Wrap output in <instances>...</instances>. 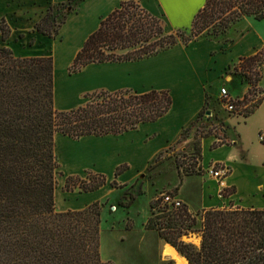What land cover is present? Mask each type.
I'll list each match as a JSON object with an SVG mask.
<instances>
[{
  "label": "trees",
  "instance_id": "trees-1",
  "mask_svg": "<svg viewBox=\"0 0 264 264\" xmlns=\"http://www.w3.org/2000/svg\"><path fill=\"white\" fill-rule=\"evenodd\" d=\"M81 1L51 4L35 21L34 29L55 37L66 14ZM66 4V12L57 19L60 14H54L55 7ZM249 16L264 19V0H205L187 30L166 32L162 20L145 10L137 0L122 1L87 37L68 72L75 73L93 62L142 59L178 42L188 44L202 36L216 38ZM6 24L2 16L0 264H114L103 260L100 254L103 205L100 201L78 210L56 209V174L60 165L55 153V134L60 132L79 139L85 135H118L136 129L140 123L155 121L170 109V91L95 90L85 94L88 100L84 104L57 110L53 56H16L5 44L10 34ZM120 49L126 51L118 53ZM263 64L264 44L255 53L239 57L233 65L234 72L251 85L243 100L236 97L234 113L249 117L262 103L264 96L254 100L255 92L250 97L249 93L261 79ZM205 111L204 106L197 119ZM211 134L208 129L200 136ZM216 146L212 144V148ZM195 156L200 158L197 145L194 155L176 160L179 184L168 190L172 195H177L184 176L200 174L201 166H196ZM127 168V164L116 167L112 187L126 186L116 178ZM106 182L105 174L89 170L85 177L67 176L64 189L79 188L87 192ZM143 193L141 187L136 194L128 193V201L120 205L129 208ZM222 194H229L227 188ZM150 209L152 216L145 228L157 230L159 237L173 245L190 264H264V207L210 208L192 213L185 204L175 208L161 205V198L157 196L150 201ZM188 231L200 234L199 244L182 239Z\"/></svg>",
  "mask_w": 264,
  "mask_h": 264
},
{
  "label": "crops",
  "instance_id": "crops-1",
  "mask_svg": "<svg viewBox=\"0 0 264 264\" xmlns=\"http://www.w3.org/2000/svg\"><path fill=\"white\" fill-rule=\"evenodd\" d=\"M67 1L36 0V4L31 7L35 10L31 17H24L21 12L13 22H11L8 12L5 15L10 17L8 22L11 24L7 23L10 34L5 44L12 49L16 56H53L54 104L57 110H68L81 105V102L86 98V93L101 89L111 92L121 89H132L138 92L167 89L172 97V105L157 120L140 123L136 129L118 135H85L79 139H73L57 132L55 134V153L60 170L65 177L70 175L85 177L89 170L108 176H106V184L93 191L84 192L75 190L76 188L64 191L62 188L56 189L55 199L58 209L60 211L78 210L108 197L112 190L118 189L112 187L111 182L115 179L116 167L121 164L128 165V168L116 178L121 184L127 185L135 182L143 171L153 166V170L159 176L161 163L157 158L162 150L174 142H177L178 145L190 144L193 146L194 152L196 145L200 148V158H197L196 164V166H201L200 174L184 176L176 195L183 204L187 205L190 212L195 213L210 208H225L231 201L236 207L240 203L241 205L238 206L241 207L263 208L264 205H244L237 198L238 187L230 179L233 169L230 161L226 159V155L212 159L208 166L204 163L205 145L213 151L223 147L229 148L230 145L220 144L212 148L216 139L213 134L206 137L199 135V138H196L191 132L186 138H181L182 133L188 127H195L199 112L208 104V95L212 98L214 93L211 92L224 79L222 76L224 69L235 59L251 55L256 33L250 32L230 46H226L219 39L202 36L188 44L178 42L170 48L142 59L93 62L83 66L75 73H69V65L87 37L99 27L101 19L126 0H82L75 9L66 14L64 23L55 37H49L34 29V23L39 19V15L44 14L51 4L66 3ZM137 1L145 10L161 20H163L162 14L166 15L168 19L170 18L176 28L169 32L184 27L180 24L183 16L181 15L177 19L178 21L174 22L164 0ZM195 8L190 14V22L187 27H190L191 20L200 7ZM5 16L3 15L4 18ZM162 22L164 24L165 21ZM16 38H19L21 42H17ZM27 39L29 41L33 39L34 42L32 45L28 42V46L25 47L24 42ZM243 40L244 45L241 46ZM12 42H15V45ZM62 54L66 57V62L62 66L63 69L57 67L58 59ZM232 81L237 80L234 78ZM245 91L246 85L244 84L242 92L238 94L242 97ZM203 117L204 115L200 118L207 126H210L211 121L214 120L231 121L220 112L211 113L210 117ZM250 117L244 118L247 120ZM236 120L238 121V117ZM219 130L221 135L223 130L221 128ZM213 164L224 165L227 169L226 174L217 178L209 173L208 169ZM228 167L231 169L230 172ZM200 176L203 179L204 187L199 186L189 190L188 178H200ZM178 184L179 181L167 188L172 189ZM224 188H227V191L229 188L232 190L228 192L229 194L223 195L222 190ZM193 191L202 199L200 206H192L190 196ZM62 199L65 200L62 201Z\"/></svg>",
  "mask_w": 264,
  "mask_h": 264
},
{
  "label": "rangeland",
  "instance_id": "rangeland-1",
  "mask_svg": "<svg viewBox=\"0 0 264 264\" xmlns=\"http://www.w3.org/2000/svg\"><path fill=\"white\" fill-rule=\"evenodd\" d=\"M164 1L174 22H177V19L180 18L181 15L183 16L180 24L184 27L180 29L187 30L189 28L187 25L190 22L189 19L192 10L195 7H201L205 0ZM196 1H198L197 4ZM35 4L36 0H0V20L3 15L5 16L8 13L11 18L5 16V22L9 24L8 18L13 22L14 19L18 18L21 12L24 17H31L35 12L31 7ZM72 4L73 3H71V6H73ZM66 10L67 4L65 7H55L54 14H60L57 19L61 18ZM162 19L165 21L166 32L175 30L176 27L170 18L168 19L166 15L162 14ZM6 25L8 26V24ZM250 32L256 33L253 39L255 40L253 44L254 49L250 53L252 54L264 43V19L255 20L251 16L243 17L234 23L225 33L216 37V39L224 42L226 46H230ZM16 41L19 43L21 42L19 38H16ZM28 42L32 45L34 41L33 39L30 41L28 39L25 40V47L28 46ZM3 44L4 42L0 34V45ZM12 44L15 45V42H12ZM240 45H244V40L241 41ZM125 51L126 49L117 50L118 53H124ZM237 60L238 59H235L224 69L222 75L224 79L221 80L218 86H215L216 89L211 92L214 93L212 98L208 95L206 113L203 114V118H206L210 117L211 113L216 114L220 112L227 116L232 122L214 120L211 121L212 124L210 126H207L202 118H200L195 122V127H188L182 133L181 138H186L191 132H193L196 138H199L201 133L211 129L212 134L216 136L213 142L214 145L228 144L230 146L229 148L223 147L213 151L208 149L205 145L203 153L204 163L208 166L212 159L226 155V159L230 161L233 169L230 179L238 187L237 198L244 205L254 204L255 206H262L264 205V144L260 137L264 136V103H261L256 111L250 115L251 117L246 120L243 114L226 111L222 105V98L220 96V89L222 87L228 89L231 95H239L242 92L244 84L246 85L245 93H247L251 87L240 74L234 72L233 65ZM65 62L66 57L62 54L58 59L57 67L61 68ZM260 72L261 79L257 83L256 88L249 93L250 97L255 92V100L264 96V64ZM234 78H236L237 81H232ZM236 97L241 96L239 95ZM87 100L88 99L85 98L81 104H84ZM207 111L210 113L208 114ZM236 117H238V121ZM220 128L223 130L221 135L219 134ZM181 138L180 140H182ZM189 155H194L193 146L190 144L182 143L178 145L177 142L169 144L162 150V153H160L157 158V160L159 159V163H161L159 165L161 169V174L159 176L153 170V166L143 171L135 182L127 184L117 190H112L108 197L100 201L103 204L101 207L100 224V254L103 260L111 261L114 264H177L175 259L162 254V246H164L166 242L159 237L157 230L146 229L145 223L148 218L152 216V211L150 209L151 198L154 199L159 196L161 192L170 190V188L167 187L179 181L176 160L179 159L181 161ZM197 157L198 156H195V159ZM228 169L230 172V167H228ZM57 171L56 189L62 188L64 191L66 177L59 173L61 172L60 167ZM188 179L189 190L194 189V187H204L201 176L200 178L190 177ZM140 187L144 190V193L137 196L129 208L120 205L128 201V193L136 194ZM75 190L80 189L76 188ZM231 190L232 188H229L228 192ZM192 193L193 194L190 196L192 206H200L202 202L201 197L194 194V191ZM63 200L65 199H62V201ZM238 205L241 204L239 203ZM238 205L237 207H241ZM55 206L56 209L59 210L56 199ZM235 207L232 201L225 206V208ZM154 213H157L155 209ZM182 239L186 242L199 244L201 236L198 232L188 231L187 234L182 236Z\"/></svg>",
  "mask_w": 264,
  "mask_h": 264
},
{
  "label": "built area",
  "instance_id": "built-area-1",
  "mask_svg": "<svg viewBox=\"0 0 264 264\" xmlns=\"http://www.w3.org/2000/svg\"><path fill=\"white\" fill-rule=\"evenodd\" d=\"M220 96L222 98V105L224 109L228 112H236V104H235L236 97L230 95L229 91L225 87H222L220 89ZM239 100H243L242 97H240ZM244 106L246 107L247 104H245ZM260 138L262 140L263 136H261ZM208 171L213 176L217 178H221L226 174L227 169L225 168L224 165L213 164L209 167ZM159 197L161 198V205L162 204L167 205L169 208L180 207L183 204L182 201L176 195H172L168 191L161 192Z\"/></svg>",
  "mask_w": 264,
  "mask_h": 264
},
{
  "label": "bare ground",
  "instance_id": "bare-ground-1",
  "mask_svg": "<svg viewBox=\"0 0 264 264\" xmlns=\"http://www.w3.org/2000/svg\"><path fill=\"white\" fill-rule=\"evenodd\" d=\"M162 254L177 261V264H188L182 255L169 243L162 246Z\"/></svg>",
  "mask_w": 264,
  "mask_h": 264
},
{
  "label": "water",
  "instance_id": "water-1",
  "mask_svg": "<svg viewBox=\"0 0 264 264\" xmlns=\"http://www.w3.org/2000/svg\"><path fill=\"white\" fill-rule=\"evenodd\" d=\"M207 113L209 114L210 112L207 111ZM172 246H173V245H172ZM173 247H174V246H173ZM174 248H175V247H174ZM175 249H176V248H175ZM176 250H177V249H176ZM177 251H178V250H177ZM180 255H181V254H180ZM182 257H184V256L182 255ZM184 258H185V260L187 261V263L190 264L189 261L186 259V257H184Z\"/></svg>",
  "mask_w": 264,
  "mask_h": 264
}]
</instances>
